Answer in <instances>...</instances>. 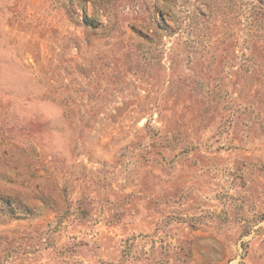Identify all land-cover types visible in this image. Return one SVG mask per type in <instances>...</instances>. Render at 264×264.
I'll return each mask as SVG.
<instances>
[{"label": "rangeland", "instance_id": "374dc122", "mask_svg": "<svg viewBox=\"0 0 264 264\" xmlns=\"http://www.w3.org/2000/svg\"><path fill=\"white\" fill-rule=\"evenodd\" d=\"M0 264H264V0H0Z\"/></svg>", "mask_w": 264, "mask_h": 264}, {"label": "built area", "instance_id": "2783aa9c", "mask_svg": "<svg viewBox=\"0 0 264 264\" xmlns=\"http://www.w3.org/2000/svg\"><path fill=\"white\" fill-rule=\"evenodd\" d=\"M71 6L73 10L80 15V18H82L83 16H87L88 18H90V12L93 10L95 13L99 14L100 22H105V14H103V11L97 5L91 3L90 1L85 3V5L83 6H80L76 3H71Z\"/></svg>", "mask_w": 264, "mask_h": 264}]
</instances>
